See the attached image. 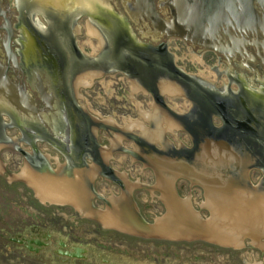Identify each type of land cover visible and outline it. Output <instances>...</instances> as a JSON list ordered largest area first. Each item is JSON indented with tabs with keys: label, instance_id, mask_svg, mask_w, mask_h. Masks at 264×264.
<instances>
[{
	"label": "flooded vegetation",
	"instance_id": "af4514ba",
	"mask_svg": "<svg viewBox=\"0 0 264 264\" xmlns=\"http://www.w3.org/2000/svg\"><path fill=\"white\" fill-rule=\"evenodd\" d=\"M88 28L98 34L87 37L90 42L102 43L86 52L79 47V37ZM91 73L90 86L78 84ZM207 73L212 80L202 79ZM119 77L137 87L134 93L141 96L142 113L171 121V129L163 126L161 141L145 139L138 128L102 122L83 106L86 90L96 93L95 82L111 78L118 86ZM162 84L180 91L167 94ZM178 97L189 102L184 112L177 111ZM136 113L139 119L129 122L146 131L155 129L154 122ZM128 142L130 148L124 145ZM174 142L189 146L180 143L176 148ZM2 152L9 157L8 163L0 160L5 175L11 174L18 156V164L25 163L33 178L14 186L31 193L30 185L66 186L83 195L84 206L75 208V198L46 201L49 207L73 209L76 220L93 224L97 233L152 243L162 241L119 228L104 230L97 220L118 209V216L137 217L146 224L135 189L126 188L127 163L122 157L132 158L155 176L152 189L163 206L166 188L159 186L173 178L169 174L192 178L213 167L222 170L226 156L233 177L229 194H264V180L262 186H251L247 177H238V157L252 160L247 172L260 170L264 176V0H0ZM178 180L187 181L190 208L201 218L202 212L209 215L205 203L211 186L186 178L174 183ZM174 183L168 185L174 200L185 201ZM107 186H114L116 195L106 196ZM194 191L200 203L193 202ZM246 240L241 248L230 249H245L251 245ZM185 243L220 249L207 241Z\"/></svg>",
	"mask_w": 264,
	"mask_h": 264
},
{
	"label": "rangeland",
	"instance_id": "374dc122",
	"mask_svg": "<svg viewBox=\"0 0 264 264\" xmlns=\"http://www.w3.org/2000/svg\"><path fill=\"white\" fill-rule=\"evenodd\" d=\"M85 32L83 31L79 37L80 49L87 52L89 47L92 50L100 48L102 40L92 43L87 38L91 36L89 28ZM200 70L202 71V69ZM201 77L204 80H212L208 73L202 74ZM112 81L114 80L106 78L95 82L93 90L96 93L87 89L86 94L83 95V106L98 120L111 121L125 128V124H133L129 121L139 119V116L133 115L143 111V107L140 105L141 96L139 97L133 92L132 84H124L122 78H120L118 86L114 85ZM176 102L181 105L177 111H186L189 102L184 97H178ZM178 133L181 136L184 134L183 132ZM180 143L189 146L187 142H174L173 144L177 148ZM124 145L128 148L132 146L129 142ZM15 157L17 159L16 166L10 168L11 174L5 175L3 170L0 172V188L10 186L9 200H12L11 203H15L13 201L14 194L18 192L23 204L32 200L42 209L28 206L27 214L19 213L15 208L16 212L12 209L13 211L8 216L0 215V264H264V250L254 246L247 238L246 244L252 246L246 245L245 249L235 251L230 247L223 246L216 249L205 243L188 244L185 243L188 242L186 240L157 239L162 242L152 243L114 234L97 233L93 224L78 222L73 209L63 207L58 210L49 207L51 205L44 202L39 193L35 191L31 193L26 188L22 192L19 186H14L13 183L22 179H20V173L29 172L25 163L18 164L20 160H18V156ZM8 158V153L2 152L0 154L1 164L8 163ZM120 158V156L117 157L118 160ZM122 158L126 159L127 163L123 170V174L127 173L129 180L126 188L130 192L135 189L134 196L142 217L146 224H153L156 218H161L165 214L164 206L167 212L165 203L163 206L160 201L155 199L157 193L152 189L156 186L155 176L132 158ZM263 180V172L260 170L253 169L247 172V181L251 186H262ZM174 184L178 186L179 196L182 200L190 196V193L184 188V186H188L187 181L178 180ZM107 187L106 196L116 195L117 191L114 186ZM102 191L104 192V189ZM196 193V191L193 193V202L200 203L197 200L200 196ZM201 216L205 219L209 215L202 212ZM6 219L23 222L29 220L33 225L24 228L21 232L14 230L12 232V226L9 230L3 222ZM67 225H73L74 228L69 230ZM100 227L104 230L108 228L101 225Z\"/></svg>",
	"mask_w": 264,
	"mask_h": 264
},
{
	"label": "bare ground",
	"instance_id": "6f19581e",
	"mask_svg": "<svg viewBox=\"0 0 264 264\" xmlns=\"http://www.w3.org/2000/svg\"><path fill=\"white\" fill-rule=\"evenodd\" d=\"M89 34L93 37H98V34L94 30H89ZM92 77H94L92 73L88 74L87 77L85 76L80 79L78 81V84L84 87H88L91 85L90 79L88 80V78ZM78 84L77 86H79ZM132 89L133 92L138 91L136 86H133ZM161 89L162 91L167 92V94L169 93L171 95L178 94L180 91L178 87L167 84H164ZM139 114L142 118L151 121L150 123L154 122L156 125L155 129L152 131H146L142 126L138 125L137 123L130 125L125 124V128L132 129L136 127L140 129L144 138L151 142L161 141L160 134L165 129L163 128L164 125L167 126L168 129H171V121H166L162 117L159 118L156 113L145 114L139 112ZM167 128L166 130H168ZM173 128L174 126L172 127V129ZM0 172H2L1 165ZM19 176L20 179H25L27 180V182H30L33 179L31 174L26 171L20 173ZM169 184L170 178H166V186H159L161 189L166 188L163 192V201L166 205L167 212L163 219L158 220L156 222L155 228H150L148 230L138 228L134 219L127 220V218L122 216L121 213L118 216L116 213L118 209H115V211L105 212L104 214L98 215V217L96 216L97 220H99L103 225L108 227H127L126 229H128L129 231L135 230L155 234L164 238L192 239L196 237H202L209 240L211 243L234 249L241 248L243 246L244 239L247 238L250 239L251 243L254 246L264 250V194L251 195L243 191L238 193V190L229 194L227 188L228 186H232L231 184H217V186L220 187V189L217 190H215L217 186H211V188H208L209 194L206 195L207 204L205 203V207L210 212V217L205 222H202L198 219V216L191 210L190 203L187 199L182 202H176L177 200H174L169 189L170 187L168 186ZM34 188L36 189V192L41 195V199L44 202L49 201L54 203H64L66 199L72 200L76 198V200H74L76 201L74 202V205L84 206V201L82 198L83 195L76 194L74 190H69L66 186L62 187V185H48L34 186ZM74 193L76 195H74Z\"/></svg>",
	"mask_w": 264,
	"mask_h": 264
},
{
	"label": "water",
	"instance_id": "95a60500",
	"mask_svg": "<svg viewBox=\"0 0 264 264\" xmlns=\"http://www.w3.org/2000/svg\"><path fill=\"white\" fill-rule=\"evenodd\" d=\"M222 160L224 161H221L222 162V167L223 169L222 170H216L214 169V167L212 168L213 171H210V170H206L205 173H199L197 175H194L192 174V178L189 177L190 175L188 174H182V173H179V174H169L170 176H173V178H170V186L173 185L174 181L176 178H186V179H190L192 180L194 183L198 184L199 186H217V184H232L233 185V177L231 174H229V158H227V156L225 158H223ZM252 162L251 159H241L238 157V177L240 178H244V180L246 179L247 177V164ZM244 164V167H242L241 165ZM239 167H242L244 168V170L242 169V173L240 172V168ZM209 168V169H211ZM162 175H163V172H162ZM167 177V176H165ZM195 178V179H193ZM239 179V178H238ZM235 181V180H234ZM239 181V180H238ZM241 183V182H240ZM247 186V184L243 182V186ZM239 186V185H238ZM33 189V191L36 192V189L34 188V186H29ZM75 208H76V205H75ZM207 209V208H206ZM192 210V209H191ZM193 211V210H192ZM208 213H209V216L205 219L201 218L196 212H194L197 216H198V219L202 222H205L209 217H210V212L209 210L207 209ZM134 212V211H133ZM166 215V212L165 214L161 217V218H157L153 224H144L140 219H138L137 217L134 219L136 221V224L138 226V228H141V229H144V230H148V229H152V228H155L156 227V222L158 220H161L165 217ZM135 216V215H134ZM105 226V225H104ZM105 227H108V226H105ZM112 228H119V229H122V230H125V231H128V232H132V233H136L142 237H146V238H152V239H167V240H186V241H189V240H204V241H207V242H210L209 240L205 239V238H202V237H196V238H192V239H188V238H164V237H160V236H157L155 234H150V233H145V232H140V231H135V230H132V231H129L128 229H126L127 227H112ZM125 228V229H124ZM211 243V242H210ZM215 244V243H213ZM217 245V244H216Z\"/></svg>",
	"mask_w": 264,
	"mask_h": 264
},
{
	"label": "trees",
	"instance_id": "16d2710c",
	"mask_svg": "<svg viewBox=\"0 0 264 264\" xmlns=\"http://www.w3.org/2000/svg\"><path fill=\"white\" fill-rule=\"evenodd\" d=\"M19 188L21 189L22 192L25 191V188L23 186H19ZM10 189H11L10 186H2L0 188V215L8 216L9 213L11 211H13L12 209H14V211H15V208H16V210L19 211V213H26L27 214L28 213V209H27L28 206L36 207L37 209H42L40 206L35 204V202H33L32 200H28L26 204H23L21 202V196L18 192H16L14 194L15 198L13 201L15 203H11L12 200H9V195H11ZM3 222H5L4 224L9 230L11 229V226H12V230H11L12 232H13V230L15 232H20L25 226H28L31 224V222L29 220L23 222V221H16L15 219H8V220L6 219V221H3ZM1 250H2V248H1Z\"/></svg>",
	"mask_w": 264,
	"mask_h": 264
}]
</instances>
